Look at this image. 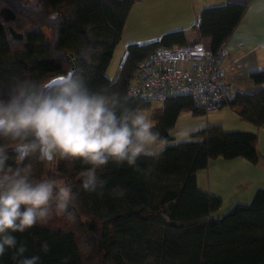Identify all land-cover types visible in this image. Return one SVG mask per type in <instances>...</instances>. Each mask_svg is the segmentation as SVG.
I'll list each match as a JSON object with an SVG mask.
<instances>
[{"label": "trees", "instance_id": "obj_1", "mask_svg": "<svg viewBox=\"0 0 264 264\" xmlns=\"http://www.w3.org/2000/svg\"><path fill=\"white\" fill-rule=\"evenodd\" d=\"M135 0H0V97L25 81L47 85L69 72L93 90L108 87L127 96L140 61L157 48L202 43L214 52L233 34L246 3L229 2L203 8L191 30L173 31L148 44H130L115 80L107 69ZM254 88L224 104L241 119L264 125V71L250 75ZM135 110L151 103L129 99ZM207 115L191 97L169 96L153 112L154 127L165 141L158 156H141L136 166L109 162L96 171L95 190L83 187L87 165L56 157L45 162L38 154L22 163L9 144L7 163L30 165L34 178L70 185L74 201L63 214L16 232L25 257L39 264H264V189L249 204H236L215 217L223 201L199 189L197 173L210 160L244 158L259 161L256 133L208 126L192 140L173 143L178 116ZM5 143L0 139V144ZM120 187L125 195H113ZM47 244L48 250H43ZM15 249L0 264H18Z\"/></svg>", "mask_w": 264, "mask_h": 264}, {"label": "clouds", "instance_id": "obj_2", "mask_svg": "<svg viewBox=\"0 0 264 264\" xmlns=\"http://www.w3.org/2000/svg\"><path fill=\"white\" fill-rule=\"evenodd\" d=\"M49 88L33 81L18 83L0 97V257L15 249L18 264H39L40 257H25L27 248L13 233L67 211L75 199L70 185L34 178L30 165L13 168L9 144L18 162L38 154L41 161L79 160L86 169L83 187L95 190L97 169L109 162L136 166L141 156H158L165 141L150 117L128 106V97L108 87L93 90L69 72ZM111 79V78H109ZM113 195L125 190L116 187ZM43 250H48L47 244ZM64 264H67L65 260Z\"/></svg>", "mask_w": 264, "mask_h": 264}, {"label": "crops", "instance_id": "obj_3", "mask_svg": "<svg viewBox=\"0 0 264 264\" xmlns=\"http://www.w3.org/2000/svg\"><path fill=\"white\" fill-rule=\"evenodd\" d=\"M229 2L246 3L247 10L225 42L229 55L224 65L228 68V80L235 91L251 90L254 88L251 73L264 71V0H135L107 69V76L111 80L118 77L120 63L124 61L130 44H148L173 31H185L192 37L191 30L197 24L203 8ZM221 110L228 111L227 118L215 120L209 119V114L196 117L192 112H183L170 133L174 138L173 143L190 141L193 134L208 126H221L228 132L257 134L259 161L256 164L244 158H218L210 160L207 168L197 173L200 190L219 197L223 206L230 203L233 208L236 204H249L255 193L264 189V125L258 127L241 119L229 107ZM219 212L215 217L223 215Z\"/></svg>", "mask_w": 264, "mask_h": 264}, {"label": "built area", "instance_id": "obj_4", "mask_svg": "<svg viewBox=\"0 0 264 264\" xmlns=\"http://www.w3.org/2000/svg\"><path fill=\"white\" fill-rule=\"evenodd\" d=\"M228 55L225 44L214 52L202 43L157 48L138 63L127 97L163 104L169 96L185 95L206 114L220 111L235 95L224 65Z\"/></svg>", "mask_w": 264, "mask_h": 264}, {"label": "rangeland", "instance_id": "obj_5", "mask_svg": "<svg viewBox=\"0 0 264 264\" xmlns=\"http://www.w3.org/2000/svg\"><path fill=\"white\" fill-rule=\"evenodd\" d=\"M151 106H152L151 109H149V110H145V111H143V112L146 113V114L150 117L152 123L154 124V121H153V112H154L155 110L160 109V108L162 107V104H151ZM228 114H229V113H228L227 110L216 111V112H213V113L209 114V119L219 120V119H221V118H227V115H228ZM205 116H206V115H205ZM210 116H211V117H210ZM230 205H231L230 203H226V204L223 206V208L220 209L221 211H220L219 213L222 212L223 215H225L226 213H228V212L232 209V207H231Z\"/></svg>", "mask_w": 264, "mask_h": 264}, {"label": "water", "instance_id": "obj_6", "mask_svg": "<svg viewBox=\"0 0 264 264\" xmlns=\"http://www.w3.org/2000/svg\"><path fill=\"white\" fill-rule=\"evenodd\" d=\"M59 84V81L55 78L53 80H51L46 86L49 88L55 87Z\"/></svg>", "mask_w": 264, "mask_h": 264}]
</instances>
